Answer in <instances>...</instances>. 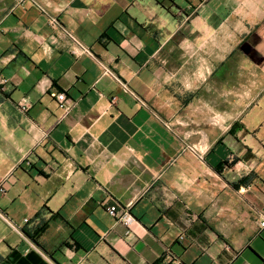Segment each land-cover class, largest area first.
<instances>
[{"label": "crops", "instance_id": "obj_1", "mask_svg": "<svg viewBox=\"0 0 264 264\" xmlns=\"http://www.w3.org/2000/svg\"><path fill=\"white\" fill-rule=\"evenodd\" d=\"M11 1L0 264H264V0Z\"/></svg>", "mask_w": 264, "mask_h": 264}, {"label": "built area", "instance_id": "obj_2", "mask_svg": "<svg viewBox=\"0 0 264 264\" xmlns=\"http://www.w3.org/2000/svg\"><path fill=\"white\" fill-rule=\"evenodd\" d=\"M6 80H1L0 83H5ZM58 103H59V106L64 108L65 110H68L69 109V105L66 103V96L63 92L61 93H58L55 95ZM19 107L23 110V111H26L28 109V105L25 103V102H19ZM188 148L191 150V151H195L194 148L192 146H188ZM106 210L108 212H110V214H116L117 213V208L115 206H109L106 208ZM119 213V212H118ZM119 216L120 217H125V219L127 221H130L132 220V216L131 215H125V214H120L119 213ZM0 218H2L12 229H14L16 232H18L19 234H21V231L19 229V227L17 225H15L14 223H12L7 217L6 215L0 211ZM24 221H27V219H25ZM261 226H264V221L261 222L260 224Z\"/></svg>", "mask_w": 264, "mask_h": 264}, {"label": "rangeland", "instance_id": "obj_3", "mask_svg": "<svg viewBox=\"0 0 264 264\" xmlns=\"http://www.w3.org/2000/svg\"><path fill=\"white\" fill-rule=\"evenodd\" d=\"M11 4V0H0V14H2L6 9H8Z\"/></svg>", "mask_w": 264, "mask_h": 264}, {"label": "trees", "instance_id": "obj_4", "mask_svg": "<svg viewBox=\"0 0 264 264\" xmlns=\"http://www.w3.org/2000/svg\"><path fill=\"white\" fill-rule=\"evenodd\" d=\"M238 129V123H235V124H233V126L231 127V129H230V133H232L233 134V132H235L236 130ZM241 183V182H240ZM43 231V226L40 228V229H38V233H40V232H42ZM154 264H160V261H157V262H155Z\"/></svg>", "mask_w": 264, "mask_h": 264}]
</instances>
